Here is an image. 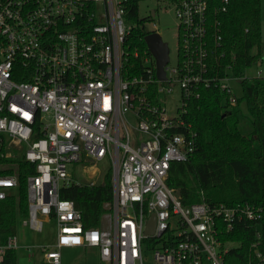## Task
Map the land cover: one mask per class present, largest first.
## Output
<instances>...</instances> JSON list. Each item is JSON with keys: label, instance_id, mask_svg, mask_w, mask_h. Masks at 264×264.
Instances as JSON below:
<instances>
[{"label": "built area", "instance_id": "obj_1", "mask_svg": "<svg viewBox=\"0 0 264 264\" xmlns=\"http://www.w3.org/2000/svg\"><path fill=\"white\" fill-rule=\"evenodd\" d=\"M128 1L0 0V161L19 153L34 165L23 223L39 230L53 219L57 226L55 242L39 248L41 264H61L62 247H94L105 264H224L233 243L221 236L241 221L259 223L262 207L183 205L166 179L171 163L187 161L196 149L188 100L215 88L226 108L237 103L228 83L239 80L234 56L220 63L219 15L232 0H162L172 6L178 45L175 65L169 58L163 65L164 79L147 47L130 49ZM255 77L264 79L260 71ZM174 91L180 105L169 115L163 102ZM104 159L111 199L102 225L85 228L59 189L95 184L73 179L68 166ZM17 186V174H0V200ZM262 240L259 226L255 264H264ZM17 247L16 234L9 236L0 258Z\"/></svg>", "mask_w": 264, "mask_h": 264}, {"label": "trees", "instance_id": "obj_2", "mask_svg": "<svg viewBox=\"0 0 264 264\" xmlns=\"http://www.w3.org/2000/svg\"><path fill=\"white\" fill-rule=\"evenodd\" d=\"M127 2L125 19L136 26L128 38L130 49L145 50L147 33L144 19L138 18V2ZM262 0H232L227 11L220 14L222 45L220 60L231 62L232 73L239 78L242 96L235 106L226 108L219 89H202L199 98L188 100L185 119L196 131V149L184 162L170 165L166 184L173 189L183 205L206 201L209 204L249 203L262 207L259 223L241 221L221 239L232 242L224 255V264H255L252 243L257 228L263 229L259 250L264 254V79L246 78L243 71L262 57L260 4ZM150 16V15H149ZM244 102L250 119L248 135L240 130V110ZM248 122V121H247ZM0 174H17L18 186L0 200V243L16 234L18 219L28 215L26 176L34 165L18 153L0 161ZM4 168V169H3ZM110 171L100 184H70L59 189L62 199H69L81 212L85 228L100 227L105 205L112 195ZM0 264H16L15 249H5Z\"/></svg>", "mask_w": 264, "mask_h": 264}, {"label": "rangeland", "instance_id": "obj_3", "mask_svg": "<svg viewBox=\"0 0 264 264\" xmlns=\"http://www.w3.org/2000/svg\"><path fill=\"white\" fill-rule=\"evenodd\" d=\"M154 9L156 10L155 15L153 17L149 16L150 11ZM138 18L144 19V27L147 30H156L160 35L162 42L166 45L169 65H175L178 45L176 19L172 6L165 5V3H162V0H140L138 2ZM260 18L261 40L264 44V0L260 4ZM127 24L136 26V23L130 20ZM258 71L264 77V50L262 57L243 71V76L246 78H254ZM228 83L236 98H240L243 93L240 81L231 79ZM163 103L169 115L175 114L177 106L180 105L178 93L174 91ZM238 108L241 116L240 130L242 134L248 135L251 131V124L245 103L241 102ZM109 168L110 164L105 159L93 165L83 161L68 166V173L72 175L73 179L82 182L93 181L95 184H100L103 182L104 174L110 171ZM10 193H15V190L10 189ZM23 219L27 220L28 218H20L16 224L18 243V247L15 249L16 264H41L42 254L39 248L41 246H51L55 242L57 232L56 222L53 219L45 220L42 228L37 230L31 228L29 223L24 224ZM60 255L61 264H105L100 260L97 249L94 247H62L60 249Z\"/></svg>", "mask_w": 264, "mask_h": 264}, {"label": "water", "instance_id": "obj_4", "mask_svg": "<svg viewBox=\"0 0 264 264\" xmlns=\"http://www.w3.org/2000/svg\"><path fill=\"white\" fill-rule=\"evenodd\" d=\"M154 15V11H150ZM144 43L155 58L156 75L159 79H164L163 65L168 60L166 45L162 42L160 35L156 32L148 33L144 36ZM154 228V217L148 222L146 233L151 234Z\"/></svg>", "mask_w": 264, "mask_h": 264}]
</instances>
